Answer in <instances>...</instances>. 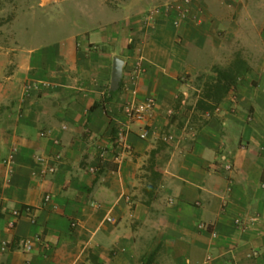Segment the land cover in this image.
<instances>
[{
    "label": "crops",
    "instance_id": "1",
    "mask_svg": "<svg viewBox=\"0 0 264 264\" xmlns=\"http://www.w3.org/2000/svg\"><path fill=\"white\" fill-rule=\"evenodd\" d=\"M179 5L189 10L184 18ZM143 19L84 28L15 55L0 83V124L9 123L0 129V243L9 242L0 264H264V0H183L146 26ZM241 42L251 71L210 116H181L186 76L208 72L226 45ZM115 56L125 61L123 77L105 101ZM139 59L146 73L133 80ZM148 96L156 107L141 139L123 106ZM120 134L130 152L115 145ZM153 149L162 179L147 204L141 172ZM24 205L36 221L24 214L10 228ZM237 218L255 221L243 230Z\"/></svg>",
    "mask_w": 264,
    "mask_h": 264
},
{
    "label": "rangeland",
    "instance_id": "2",
    "mask_svg": "<svg viewBox=\"0 0 264 264\" xmlns=\"http://www.w3.org/2000/svg\"><path fill=\"white\" fill-rule=\"evenodd\" d=\"M178 1L183 0H0V83L3 84L13 70L15 55L26 48L51 46L75 31L95 25L114 21L122 24L123 19L136 16L148 19L151 12ZM147 19H143V26L152 21ZM242 43L226 45L218 65H229L237 53L246 55L247 48ZM212 68L208 72L186 76L188 88L179 96L181 116L197 114L201 118V112H197L195 106L205 79L200 80L199 75H209ZM1 126L4 130L9 129L8 122L0 124V129ZM148 159L144 161L145 168ZM141 174L148 175V172L145 170Z\"/></svg>",
    "mask_w": 264,
    "mask_h": 264
},
{
    "label": "built area",
    "instance_id": "3",
    "mask_svg": "<svg viewBox=\"0 0 264 264\" xmlns=\"http://www.w3.org/2000/svg\"><path fill=\"white\" fill-rule=\"evenodd\" d=\"M186 2H191V0H186ZM180 12H181V17L184 18L189 10L182 7L181 5L178 6ZM161 11V9L156 10L155 12H151V15L148 17L147 20H152L155 16L156 13H159ZM176 24H178L179 22L176 21ZM146 73V67L145 64L143 62V60L139 59L136 63H135V67L132 73V79L136 80L138 78H140L142 75H144ZM127 90L128 86L126 87ZM133 94H137V90L133 89L132 90ZM156 107V99L152 96H148L146 97L144 100L142 101H137L136 99H132L130 101H127L124 106H123V111L126 114V116L128 117V119L130 121L133 122H138L141 124V131L139 133V136L141 139H147L149 137L150 134V124H149V119L153 116L154 110ZM207 116H210L209 113L206 114ZM47 133L46 132H42L41 135L45 136ZM164 140L166 141H170L174 139V135L173 134H165L163 136ZM117 145L121 147V151L122 152H130L132 150V147L130 144H128L125 140L122 134H120L118 140H117ZM108 149L107 148H103L101 149L100 153H99V164L104 163L107 160L108 157ZM13 159V156L11 155L9 158H7L4 162L6 164L10 163L11 160ZM117 162L120 161V155H116L114 158ZM37 160L41 163L45 162L46 159L42 156L37 157ZM225 168L227 170H232V164L231 163H226ZM49 172L53 173L55 172L56 168L54 166L48 167L47 168ZM90 172L92 173H96L99 170V166H92L90 167ZM51 200V195L47 194L44 197V203L47 204L49 203ZM29 215L31 217V221L35 222L36 221V217L34 214V209L32 206L30 205H25L21 208H17L14 209L11 213L13 219L9 222V227L13 228L15 227L17 221L21 218L22 215ZM112 220V219H109ZM255 219L252 220H245L243 218H237L236 219V224L241 227L243 230L248 229L253 223H254ZM74 225V224H73ZM201 228H206L207 225L204 223L200 224ZM33 242L34 240L32 238H27L21 241V244L24 248L25 251L30 252L33 250ZM9 249V242L7 241H3L2 243H0V251L5 252Z\"/></svg>",
    "mask_w": 264,
    "mask_h": 264
},
{
    "label": "trees",
    "instance_id": "4",
    "mask_svg": "<svg viewBox=\"0 0 264 264\" xmlns=\"http://www.w3.org/2000/svg\"><path fill=\"white\" fill-rule=\"evenodd\" d=\"M251 71V67L247 60L237 53L229 65L222 67L215 65L209 75H199V79H205L201 88V95L196 103L195 109L202 114H212L216 108L224 101L227 96L235 90L239 78ZM115 92H110L105 101H110ZM103 104V101L96 102L91 109H95ZM115 145L117 140H115ZM158 149H153L149 154L146 175L148 183L144 188L145 194L148 195L147 204H150L156 198V192L162 179V173L157 164ZM25 206V205H24ZM93 260L97 257L91 255Z\"/></svg>",
    "mask_w": 264,
    "mask_h": 264
},
{
    "label": "water",
    "instance_id": "5",
    "mask_svg": "<svg viewBox=\"0 0 264 264\" xmlns=\"http://www.w3.org/2000/svg\"><path fill=\"white\" fill-rule=\"evenodd\" d=\"M125 61L118 56L113 58L110 91H118L121 86Z\"/></svg>",
    "mask_w": 264,
    "mask_h": 264
}]
</instances>
